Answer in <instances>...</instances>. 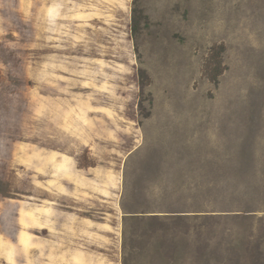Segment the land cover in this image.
<instances>
[{
  "label": "rangeland",
  "instance_id": "1",
  "mask_svg": "<svg viewBox=\"0 0 264 264\" xmlns=\"http://www.w3.org/2000/svg\"><path fill=\"white\" fill-rule=\"evenodd\" d=\"M0 264H264V0H0Z\"/></svg>",
  "mask_w": 264,
  "mask_h": 264
},
{
  "label": "trees",
  "instance_id": "2",
  "mask_svg": "<svg viewBox=\"0 0 264 264\" xmlns=\"http://www.w3.org/2000/svg\"><path fill=\"white\" fill-rule=\"evenodd\" d=\"M140 77H141V78L144 77V72H143L142 69L140 70Z\"/></svg>",
  "mask_w": 264,
  "mask_h": 264
}]
</instances>
